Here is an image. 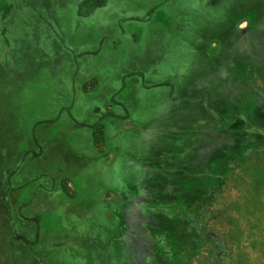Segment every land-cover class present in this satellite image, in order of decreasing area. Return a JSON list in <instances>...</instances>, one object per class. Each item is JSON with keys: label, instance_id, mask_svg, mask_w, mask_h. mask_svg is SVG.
<instances>
[{"label": "rangeland", "instance_id": "rangeland-1", "mask_svg": "<svg viewBox=\"0 0 264 264\" xmlns=\"http://www.w3.org/2000/svg\"><path fill=\"white\" fill-rule=\"evenodd\" d=\"M262 7L0 0V264H142L138 160L173 125L199 127L212 104L227 115L235 80L256 95L242 107L250 123L235 114L185 201L206 237L183 241L179 259L264 264V61L242 59L238 34Z\"/></svg>", "mask_w": 264, "mask_h": 264}, {"label": "trees", "instance_id": "trees-1", "mask_svg": "<svg viewBox=\"0 0 264 264\" xmlns=\"http://www.w3.org/2000/svg\"><path fill=\"white\" fill-rule=\"evenodd\" d=\"M261 9L264 7L258 8L260 10L258 19L250 22L247 30L238 32L242 38L239 46L242 59L253 66H259L264 61V12ZM236 82L235 80L231 83L233 90L236 91L235 101L223 97L226 99L224 103L229 106L227 115H221L217 104H212L215 111L213 113L204 111L205 116L202 117L199 127L191 123L186 128L181 126V130L178 131V125L176 127L173 125L171 130L169 128L163 133L165 136L163 142L148 146L138 160L135 167L139 172L135 205L142 216L141 219L138 217L133 219L138 220L140 227L147 230L144 235L148 249L140 256L142 264H185L179 259L184 250L183 241L196 245L198 235L202 239L206 237L201 228L191 223L185 201L202 178L209 176L213 166L212 152L225 142L224 137L231 132L230 126L236 121V115L241 112L240 118L246 124L250 123L251 114L248 115L246 110L242 112V107L246 104L248 111L251 110L250 106L255 102L256 95H253L252 88L245 84L237 89L240 83ZM249 96V100L246 101L245 98ZM233 103L235 106L238 104L236 109H233ZM193 127L200 128L199 132L202 135L198 131H191ZM184 130H190L191 133L185 135ZM179 132H183L181 136ZM250 132L263 134V131L256 127H252ZM183 219L190 221L188 227L193 229V232L186 239H178L174 229ZM148 223H151V226H146ZM152 248L153 253L149 252Z\"/></svg>", "mask_w": 264, "mask_h": 264}]
</instances>
